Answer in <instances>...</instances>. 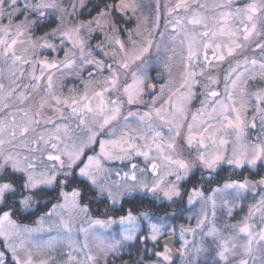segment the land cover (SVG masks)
<instances>
[{
    "label": "snow or ice",
    "instance_id": "snow-or-ice-1",
    "mask_svg": "<svg viewBox=\"0 0 264 264\" xmlns=\"http://www.w3.org/2000/svg\"><path fill=\"white\" fill-rule=\"evenodd\" d=\"M164 6L0 0V264H264V0Z\"/></svg>",
    "mask_w": 264,
    "mask_h": 264
},
{
    "label": "rangeland",
    "instance_id": "rangeland-1",
    "mask_svg": "<svg viewBox=\"0 0 264 264\" xmlns=\"http://www.w3.org/2000/svg\"><path fill=\"white\" fill-rule=\"evenodd\" d=\"M174 2H175V0H172V3H174ZM201 2L202 3H206L207 5H209V7H211V5L213 3L220 2V0H201ZM242 2H247V0H242ZM142 3L144 5V7L142 9L141 14L142 15H145V16H149L150 18L152 16H154V14H155V0H142ZM160 4H161V8H160V14H161L160 24H161V29L160 30H164V21H165L166 12H167V8L164 5L165 4H168V0H160ZM180 15H183V12H181ZM128 16L130 17L131 16V13H129ZM167 19H171V17H167ZM130 20L133 23V27H135V25L137 23L136 19L135 18H132ZM150 22H151V20H150ZM169 31H171V26H169ZM37 35H39V34H37ZM121 38L126 39L127 38V33L126 32H121ZM157 38H159V34L158 33H157ZM100 40H102V36H99L98 35V36H95L93 38V40L91 41V43L94 46ZM169 46L171 47V45H169ZM45 54L48 55L49 58H52V57L56 56V53H45ZM59 55L62 57L63 53L61 52ZM161 55H163V52H161ZM246 55H248L250 58L253 55H255V56H257V58H259V53L258 52H255L254 53V52H252L250 50L246 53ZM98 58H101V57H99V55H98ZM174 61H175V66H179L180 67V57H179V46L178 45H177V55L174 57ZM0 67H3V65H0ZM227 67H228V64L225 63L224 65L221 66V69L225 71V69ZM5 74H6V70H5ZM214 75H216V74H214ZM75 81L76 80L74 78H71V77H69V78L66 79V81H65V84H66L65 94H67L66 89L68 87H71L74 84H77L78 83V81H76V82ZM5 82L7 83V81H5ZM24 82L27 83V80H25ZM261 86H264V85H262L259 81L253 82V83H251L249 85V91H253L257 87H261ZM25 107H27V105H25ZM249 115H251V112L249 113ZM189 118H190V116H189ZM253 135H254V133H253ZM107 164L109 166L106 165V167H111V168H114L116 170L118 168H120V170H122V171H127V168L123 164H121L119 161H117V162H110V163H107ZM111 179H117V177L113 174L112 177H111ZM53 202H55V201H53ZM248 203H251V201H249ZM189 207H190L191 212L187 216H192V219L189 220V219H186L185 217H183L181 219V217H180V218H178L175 221V223L177 225L184 224V225H192L193 227L195 226V224H196L195 213H197L199 211V205H197L195 208H192L191 206H189ZM246 211H247V208L245 207V209H244L243 212H237L236 218L239 219V217L242 216L244 214V212H246ZM38 214H36V215H38ZM34 219H35V217H34ZM230 222H235V221H230ZM26 224H28V223H26ZM29 224H31V223H29ZM78 226L87 227V224L84 223V224L78 225ZM100 232L103 235H108V233L104 232L103 230H100ZM53 235H55V233H53ZM176 238L179 240L178 232H177ZM187 238L189 240H192L193 239V236L191 234H188V237ZM80 239L83 240V235L82 234L80 235ZM196 239L198 240L199 237L197 236ZM180 243H181V241L179 240L178 247L180 246ZM115 264H122V262H119V260L116 259L115 260ZM177 264H179V261L177 262Z\"/></svg>",
    "mask_w": 264,
    "mask_h": 264
},
{
    "label": "flooded vegetation",
    "instance_id": "flooded-vegetation-1",
    "mask_svg": "<svg viewBox=\"0 0 264 264\" xmlns=\"http://www.w3.org/2000/svg\"><path fill=\"white\" fill-rule=\"evenodd\" d=\"M173 72H174L175 78L177 80H179V78H180V67L179 66H175L174 69H173ZM214 74H216V75L218 74L220 76L221 80H222L223 79V75H224V70H222L220 68L218 73H216V72H213L212 73V75H214ZM167 79H168L167 74H165L163 76V78H159V77L157 78V81H155L156 84H157V89H156L157 92L159 91V86L161 84H164L167 81ZM203 83H205V81L202 80L201 81V85H203ZM222 87H223V84L221 83L220 89H218V90H222ZM194 91L196 92L197 96H196V99H194V101L189 106L190 112H195L196 109L200 107V101L204 99V96L202 94L203 93V87L202 86L195 87L194 88ZM145 99L150 100L151 99V96H146ZM48 115H51V113L49 112ZM141 161H142V158H136L133 162H141ZM106 165L109 166L108 164H106ZM117 170H120V168H118ZM245 172L248 174L247 170H245ZM197 175H199V174H197ZM230 175L232 176L233 179H236V176L235 175H232V173L229 171V169H228L227 166H225L224 167V170L219 174L220 177H227V176H230ZM223 182H224L223 179H220L219 180V183L220 184H223ZM215 186H216V183L213 182L212 187H215ZM187 207H188V210L185 211L184 213H182L181 219L183 217H186L191 212L190 207L189 206H187ZM101 211H102V208H101ZM95 212H97L96 213L97 215H93L94 217L101 215V212H99V211H95ZM174 238H175L174 246L175 247H178L179 240L176 238V236H174ZM148 247L151 248V243H149ZM158 250H162V249H158ZM178 261L179 260H177V262Z\"/></svg>",
    "mask_w": 264,
    "mask_h": 264
},
{
    "label": "trees",
    "instance_id": "trees-1",
    "mask_svg": "<svg viewBox=\"0 0 264 264\" xmlns=\"http://www.w3.org/2000/svg\"><path fill=\"white\" fill-rule=\"evenodd\" d=\"M109 2H113V0H109ZM89 7H91V5H89ZM95 14V12H93V15ZM114 16L116 17V20H117V23L122 27V28H132L133 27V23L131 22V20H128V19H125V18H123V17H120L119 16V14H114ZM82 19H87V18H89L88 16H83V17H81ZM45 30H47V29H45ZM36 34H42V33H40V32H38V33H36ZM244 175H248L246 172H245V170H244ZM236 178H237V176H236ZM42 210H45V209H42ZM97 212H95V211H93V213H92V215H97L96 214ZM36 214H38V213H36ZM34 217H35V215H33V216H31V217H27V218H25V217H19V220H20V222L21 223H32V221L34 220ZM150 248V247H149ZM158 250V249H157ZM132 252H133V256H135V255H139V253L138 252H136L135 250H131ZM129 258H128V256L127 255H124L123 256V260H128ZM119 260V262H122L121 261V259H118Z\"/></svg>",
    "mask_w": 264,
    "mask_h": 264
},
{
    "label": "water",
    "instance_id": "water-1",
    "mask_svg": "<svg viewBox=\"0 0 264 264\" xmlns=\"http://www.w3.org/2000/svg\"><path fill=\"white\" fill-rule=\"evenodd\" d=\"M172 240H173V246H174V243H175V238L174 237H172ZM161 242H163V241H161ZM175 247V246H174Z\"/></svg>",
    "mask_w": 264,
    "mask_h": 264
}]
</instances>
